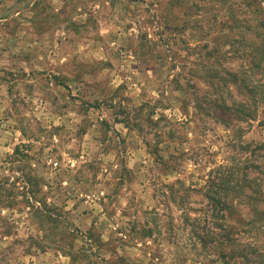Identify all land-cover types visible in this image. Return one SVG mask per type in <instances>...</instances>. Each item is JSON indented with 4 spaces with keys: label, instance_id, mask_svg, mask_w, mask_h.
Instances as JSON below:
<instances>
[{
    "label": "rangeland",
    "instance_id": "374dc122",
    "mask_svg": "<svg viewBox=\"0 0 264 264\" xmlns=\"http://www.w3.org/2000/svg\"><path fill=\"white\" fill-rule=\"evenodd\" d=\"M244 2L0 0V264H260L264 221L232 200L227 245L206 194L263 132L194 108L262 76L221 29Z\"/></svg>",
    "mask_w": 264,
    "mask_h": 264
},
{
    "label": "trees",
    "instance_id": "16d2710c",
    "mask_svg": "<svg viewBox=\"0 0 264 264\" xmlns=\"http://www.w3.org/2000/svg\"><path fill=\"white\" fill-rule=\"evenodd\" d=\"M244 1L245 14L238 17L234 14L235 9L228 7L221 29L232 39L228 45L241 41L247 47L244 51L245 64L241 67L250 74H261L262 79L264 0ZM260 79H255L248 73L241 75L240 69L224 68L216 78L209 80V93L194 108L207 117H212L227 130H233L240 123H249L251 126L256 124L264 135V83ZM240 137L237 136L238 139ZM233 142L230 145L234 152L237 145ZM239 147V155L247 157L242 166L235 164L234 158L230 165L222 166L212 181L210 192L206 194L212 215L216 213L214 216L220 220L219 228L224 233L227 245H232L234 240L230 237L232 227L227 226V220L234 212L232 200L248 205L258 215V221H264V140L250 143L240 141ZM203 242L207 245L209 240L203 238ZM256 255L262 259L260 264H264V254L259 252ZM245 259L249 261L248 257Z\"/></svg>",
    "mask_w": 264,
    "mask_h": 264
}]
</instances>
